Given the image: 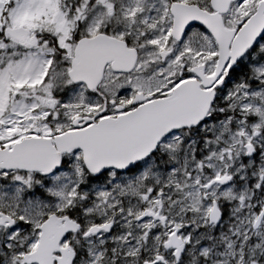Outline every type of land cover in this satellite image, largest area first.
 <instances>
[{"label":"snow or ice","instance_id":"6c2138e0","mask_svg":"<svg viewBox=\"0 0 264 264\" xmlns=\"http://www.w3.org/2000/svg\"><path fill=\"white\" fill-rule=\"evenodd\" d=\"M0 264H264V0H0Z\"/></svg>","mask_w":264,"mask_h":264}]
</instances>
